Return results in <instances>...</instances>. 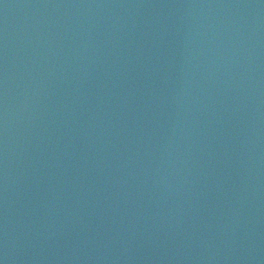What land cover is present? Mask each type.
Masks as SVG:
<instances>
[{
    "label": "water",
    "instance_id": "95a60500",
    "mask_svg": "<svg viewBox=\"0 0 264 264\" xmlns=\"http://www.w3.org/2000/svg\"><path fill=\"white\" fill-rule=\"evenodd\" d=\"M0 51L132 119L264 163V0H0Z\"/></svg>",
    "mask_w": 264,
    "mask_h": 264
}]
</instances>
